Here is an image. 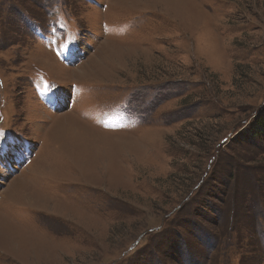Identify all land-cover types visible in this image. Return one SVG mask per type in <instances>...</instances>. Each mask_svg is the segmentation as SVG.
Wrapping results in <instances>:
<instances>
[{
  "label": "rangeland",
  "instance_id": "1",
  "mask_svg": "<svg viewBox=\"0 0 264 264\" xmlns=\"http://www.w3.org/2000/svg\"><path fill=\"white\" fill-rule=\"evenodd\" d=\"M0 264H264V0H0Z\"/></svg>",
  "mask_w": 264,
  "mask_h": 264
}]
</instances>
